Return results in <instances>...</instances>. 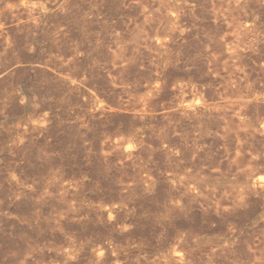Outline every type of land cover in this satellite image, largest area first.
<instances>
[{
  "label": "rangeland",
  "instance_id": "rangeland-1",
  "mask_svg": "<svg viewBox=\"0 0 264 264\" xmlns=\"http://www.w3.org/2000/svg\"><path fill=\"white\" fill-rule=\"evenodd\" d=\"M0 264H264V0H0Z\"/></svg>",
  "mask_w": 264,
  "mask_h": 264
},
{
  "label": "bare ground",
  "instance_id": "bare-ground-1",
  "mask_svg": "<svg viewBox=\"0 0 264 264\" xmlns=\"http://www.w3.org/2000/svg\"><path fill=\"white\" fill-rule=\"evenodd\" d=\"M103 253V252H102ZM97 257H98V255H97ZM99 263V262H98Z\"/></svg>",
  "mask_w": 264,
  "mask_h": 264
}]
</instances>
